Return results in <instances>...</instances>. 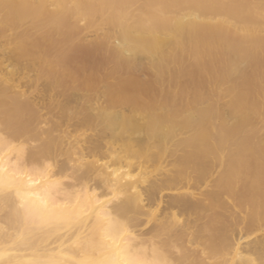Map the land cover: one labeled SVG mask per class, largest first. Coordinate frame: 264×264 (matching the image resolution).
<instances>
[{
	"label": "bare ground",
	"instance_id": "6f19581e",
	"mask_svg": "<svg viewBox=\"0 0 264 264\" xmlns=\"http://www.w3.org/2000/svg\"><path fill=\"white\" fill-rule=\"evenodd\" d=\"M0 55V264H264V0H0Z\"/></svg>",
	"mask_w": 264,
	"mask_h": 264
},
{
	"label": "snow or ice",
	"instance_id": "6c2138e0",
	"mask_svg": "<svg viewBox=\"0 0 264 264\" xmlns=\"http://www.w3.org/2000/svg\"><path fill=\"white\" fill-rule=\"evenodd\" d=\"M3 173L2 167V156H0V174ZM11 183V181H9ZM4 187V178L0 175V190ZM41 208L28 212V219L30 220L33 227L43 229L51 225V223L57 218L55 205L51 207L47 204V201L41 198ZM109 227L112 228L114 221L108 218ZM106 239L110 240L112 247L115 249L111 256L99 262V264H155L153 261H149L135 251L130 246H123L119 241L118 231L113 235L112 231L106 233Z\"/></svg>",
	"mask_w": 264,
	"mask_h": 264
},
{
	"label": "rangeland",
	"instance_id": "374dc122",
	"mask_svg": "<svg viewBox=\"0 0 264 264\" xmlns=\"http://www.w3.org/2000/svg\"><path fill=\"white\" fill-rule=\"evenodd\" d=\"M92 36V35H91ZM5 59V60H4ZM2 60H3V62H2ZM6 59V57L4 58V56L2 57V55H0V62H2L3 64H4V66L7 68V70H10L11 69V67H10V65L12 64L11 63V61L10 60H7ZM9 67V68H8ZM21 73H23L24 75V78H27V80H31L30 82L29 81H26V80H24L23 78H22V76H21V74L19 73V75H17V80H16V83L18 82L19 84V86H21L20 88H21V90H26L27 91V93H28V90H29V88L28 87H30L29 85H27V84H30V85H32L33 87L31 88V89H33V91L32 90H29V92H31V94L30 93H28V94H30V97L32 98V97H34L33 99H34V101H36V103H39V104H42V103H40V101L41 102H43V100L45 99L43 96H42V91H40V90H44V82H41L40 84H38V85H36L34 82H33V76L29 73L28 75H29V77H30V75L32 76V78H29L28 76H27V73L24 71V72H21ZM33 73V72H32ZM26 74V75H25ZM34 75V74H33ZM137 75H140V76H142V72H138L137 73ZM29 82V83H28ZM26 83V84H25ZM21 84V85H20ZM38 86H41V87H38ZM37 89H38V91L41 93L40 95H39V92L37 91ZM33 95H35V96H33ZM38 98L39 99H41L40 101L38 100ZM36 99V100H35ZM97 108H94V109H96V110H94V113H96V111H98V106H96ZM128 111H129V109H127ZM127 110H125L126 112H127ZM122 111H124V110H122ZM44 112V111H43ZM139 117V116H138ZM139 119V121H140V123H142V124H144L145 122H146V118L144 117V116H141L140 115V117L138 118ZM89 133V132H88ZM166 163H168L169 162V160L167 159L166 161H165ZM165 163V164H166ZM172 194H175L174 192H169V191H163L160 195H159V197L161 198V199H163L162 201L164 202L163 203V206L165 205V203H166V201H169L170 200V195L172 196ZM159 198V199H160ZM166 205H167V203H166ZM165 205V206H166ZM259 229V228H258ZM261 230H255V229H253L252 231H250L249 233H247V234H245L243 231H242V233L241 232H239L238 233V235H237V237H239L238 239H237V242H239V244L242 246V248H244V249H247L248 248V246H249V244L250 243H254V241H256L257 242V240H261L262 238H264V230L262 229V228H260ZM260 232V233H259ZM255 233V234H254ZM258 233V234H257ZM257 234V235H256ZM263 240V239H262Z\"/></svg>",
	"mask_w": 264,
	"mask_h": 264
}]
</instances>
